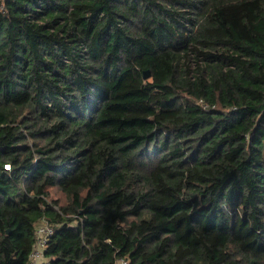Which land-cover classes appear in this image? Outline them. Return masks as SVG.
I'll use <instances>...</instances> for the list:
<instances>
[{
  "label": "trees",
  "instance_id": "trees-1",
  "mask_svg": "<svg viewBox=\"0 0 264 264\" xmlns=\"http://www.w3.org/2000/svg\"><path fill=\"white\" fill-rule=\"evenodd\" d=\"M43 220V264H264V0H0V264Z\"/></svg>",
  "mask_w": 264,
  "mask_h": 264
},
{
  "label": "built area",
  "instance_id": "built-area-1",
  "mask_svg": "<svg viewBox=\"0 0 264 264\" xmlns=\"http://www.w3.org/2000/svg\"><path fill=\"white\" fill-rule=\"evenodd\" d=\"M9 167V165H7ZM54 227L46 220L41 221L36 226V238L34 247L30 253L29 264H43L47 261L45 257V247L49 237L54 233ZM120 260L118 264H126Z\"/></svg>",
  "mask_w": 264,
  "mask_h": 264
},
{
  "label": "rangeland",
  "instance_id": "rangeland-1",
  "mask_svg": "<svg viewBox=\"0 0 264 264\" xmlns=\"http://www.w3.org/2000/svg\"><path fill=\"white\" fill-rule=\"evenodd\" d=\"M169 28V27H168ZM172 35L174 37L175 42L179 45L182 43L185 39V36L182 32L176 31L175 29H172ZM50 195L51 198L59 200L60 203L66 204L68 201V198L66 194L61 192L58 188L54 187L50 189Z\"/></svg>",
  "mask_w": 264,
  "mask_h": 264
},
{
  "label": "water",
  "instance_id": "water-1",
  "mask_svg": "<svg viewBox=\"0 0 264 264\" xmlns=\"http://www.w3.org/2000/svg\"><path fill=\"white\" fill-rule=\"evenodd\" d=\"M151 76V73L149 71L144 72V78H149Z\"/></svg>",
  "mask_w": 264,
  "mask_h": 264
}]
</instances>
